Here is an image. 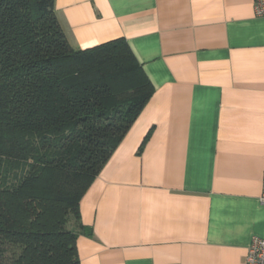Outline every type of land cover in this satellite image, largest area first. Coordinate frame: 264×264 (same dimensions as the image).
Instances as JSON below:
<instances>
[{"label": "crops", "instance_id": "0c3cea01", "mask_svg": "<svg viewBox=\"0 0 264 264\" xmlns=\"http://www.w3.org/2000/svg\"><path fill=\"white\" fill-rule=\"evenodd\" d=\"M69 43L124 38L153 92L79 203L80 264H246L264 238L253 0H53Z\"/></svg>", "mask_w": 264, "mask_h": 264}, {"label": "trees", "instance_id": "16d2710c", "mask_svg": "<svg viewBox=\"0 0 264 264\" xmlns=\"http://www.w3.org/2000/svg\"><path fill=\"white\" fill-rule=\"evenodd\" d=\"M152 92L124 38L75 49L53 0H0V264H80V200Z\"/></svg>", "mask_w": 264, "mask_h": 264}, {"label": "built area", "instance_id": "2783aa9c", "mask_svg": "<svg viewBox=\"0 0 264 264\" xmlns=\"http://www.w3.org/2000/svg\"><path fill=\"white\" fill-rule=\"evenodd\" d=\"M253 9L257 16H264V0H253ZM259 201L264 204V181ZM245 260L246 264H264V238H254L252 240Z\"/></svg>", "mask_w": 264, "mask_h": 264}, {"label": "rangeland", "instance_id": "374dc122", "mask_svg": "<svg viewBox=\"0 0 264 264\" xmlns=\"http://www.w3.org/2000/svg\"><path fill=\"white\" fill-rule=\"evenodd\" d=\"M75 224H76V221H75L74 216H70V219H69V221H68V226H69V228H70V229H73V227L75 226Z\"/></svg>", "mask_w": 264, "mask_h": 264}]
</instances>
